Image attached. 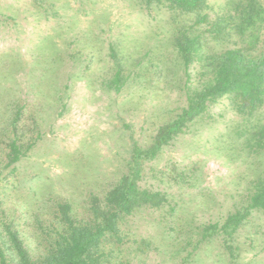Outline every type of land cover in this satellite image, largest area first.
Wrapping results in <instances>:
<instances>
[{"label": "rangeland", "instance_id": "obj_1", "mask_svg": "<svg viewBox=\"0 0 264 264\" xmlns=\"http://www.w3.org/2000/svg\"><path fill=\"white\" fill-rule=\"evenodd\" d=\"M229 1L207 0L196 24L197 12L156 1L0 0V264H22L14 235L41 264L73 224L102 223L108 193L132 165L137 185L164 202L121 213L90 250L97 261L264 264L263 210L250 209L232 235L222 229L264 176V140L253 138L264 105L246 118L234 95L210 100L154 158L135 163V147L154 145L213 81L215 53L264 54V12L247 39L208 37ZM185 31L203 40L190 62L177 46Z\"/></svg>", "mask_w": 264, "mask_h": 264}, {"label": "trees", "instance_id": "obj_2", "mask_svg": "<svg viewBox=\"0 0 264 264\" xmlns=\"http://www.w3.org/2000/svg\"><path fill=\"white\" fill-rule=\"evenodd\" d=\"M146 1L149 3L156 1L161 5H167L171 11L197 12L199 16L196 24H202L207 19V14L201 15L207 0ZM229 4L231 7L227 8L228 15L220 19V22L210 20L208 22V37L219 41V44L224 43L226 36L232 34L240 36L243 40L247 39L248 31H251L264 12V8L259 5L258 0H230ZM202 42L200 34L191 35L189 31L183 32L177 39L181 57L186 62H190L193 54L202 50ZM214 57H216L217 63L213 81L191 96L188 107L184 108L172 122L160 128L154 145L147 150L135 147V163L144 155L147 158H154L162 145L180 133L188 122L193 121L206 111L207 103L210 100L227 94L234 95L237 111L246 118L252 117L264 105V54L256 55L246 48L229 46L215 53ZM257 128L253 138L259 142L264 140V124H259ZM13 146V154L18 156L15 153L16 144L14 143ZM132 166L130 176L123 177L106 197V206L110 212L102 217L104 224L98 222L96 227L73 224L69 234L66 237L63 236L64 239L54 247L49 260L43 261L41 264H102V261L96 260L101 257L90 255V250L99 246L105 236V231L116 232L121 213L129 214L142 204L158 206L164 202L165 196L161 192H150L137 185L134 177L140 174V169ZM259 178L261 180L257 181L255 191L250 196L249 206L243 212L239 210L229 215L223 223L222 229L227 235H232L245 220L250 209L264 211V176L261 175ZM14 244L19 250L22 264H34L28 259L16 235H14ZM2 264H6V262L3 261Z\"/></svg>", "mask_w": 264, "mask_h": 264}]
</instances>
